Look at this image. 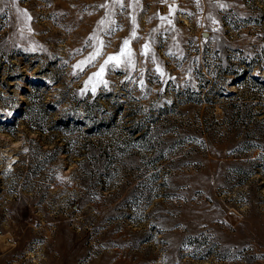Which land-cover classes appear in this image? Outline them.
<instances>
[{
	"label": "rangeland",
	"instance_id": "1",
	"mask_svg": "<svg viewBox=\"0 0 264 264\" xmlns=\"http://www.w3.org/2000/svg\"><path fill=\"white\" fill-rule=\"evenodd\" d=\"M0 264H264V0H0Z\"/></svg>",
	"mask_w": 264,
	"mask_h": 264
},
{
	"label": "snow or ice",
	"instance_id": "2",
	"mask_svg": "<svg viewBox=\"0 0 264 264\" xmlns=\"http://www.w3.org/2000/svg\"><path fill=\"white\" fill-rule=\"evenodd\" d=\"M124 44L125 45H127L128 44V41L126 40V41H124ZM145 47H147V46H145ZM122 52H123V49L121 50ZM112 60H118V57H116V56H110L109 58H108V60L107 61H105V64H107L109 61H112ZM103 65L101 66V72H103Z\"/></svg>",
	"mask_w": 264,
	"mask_h": 264
}]
</instances>
